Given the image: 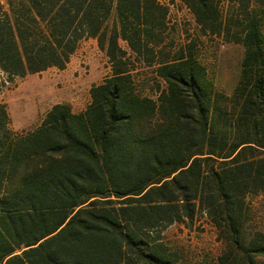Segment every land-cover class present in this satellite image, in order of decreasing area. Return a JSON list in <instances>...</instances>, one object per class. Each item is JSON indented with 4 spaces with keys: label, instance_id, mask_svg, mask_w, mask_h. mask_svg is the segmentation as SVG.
<instances>
[{
    "label": "trees",
    "instance_id": "trees-1",
    "mask_svg": "<svg viewBox=\"0 0 264 264\" xmlns=\"http://www.w3.org/2000/svg\"><path fill=\"white\" fill-rule=\"evenodd\" d=\"M86 40L110 74L84 110L17 132L0 103V264H180L162 233L202 221L212 264H264V0H0V93ZM222 44L229 94L201 61Z\"/></svg>",
    "mask_w": 264,
    "mask_h": 264
},
{
    "label": "rangeland",
    "instance_id": "rangeland-1",
    "mask_svg": "<svg viewBox=\"0 0 264 264\" xmlns=\"http://www.w3.org/2000/svg\"><path fill=\"white\" fill-rule=\"evenodd\" d=\"M177 20L188 19L187 12L176 11ZM242 50L239 46L212 45L201 53L216 86L229 94L237 80ZM110 74L106 59L93 40L81 43L64 70L48 69L34 75L15 79L0 93V103L8 112L14 131H29L38 126L46 111L56 103L68 104L74 112L84 110L89 99V89ZM255 221L264 224V194L251 201ZM162 237L167 246L179 257L180 264H212L221 251L214 230L204 221L193 230L172 225Z\"/></svg>",
    "mask_w": 264,
    "mask_h": 264
},
{
    "label": "crops",
    "instance_id": "crops-1",
    "mask_svg": "<svg viewBox=\"0 0 264 264\" xmlns=\"http://www.w3.org/2000/svg\"><path fill=\"white\" fill-rule=\"evenodd\" d=\"M88 103H89V99H88ZM88 103H87V104H88ZM80 111H82V110H80ZM77 112H79V111H77Z\"/></svg>",
    "mask_w": 264,
    "mask_h": 264
}]
</instances>
